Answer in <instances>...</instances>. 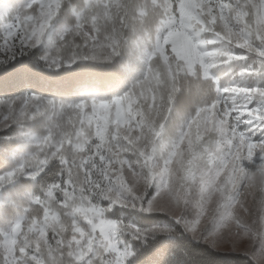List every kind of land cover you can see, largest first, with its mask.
Instances as JSON below:
<instances>
[{"label": "snow or ice", "instance_id": "6c2138e0", "mask_svg": "<svg viewBox=\"0 0 264 264\" xmlns=\"http://www.w3.org/2000/svg\"><path fill=\"white\" fill-rule=\"evenodd\" d=\"M0 264H264V0H0Z\"/></svg>", "mask_w": 264, "mask_h": 264}]
</instances>
